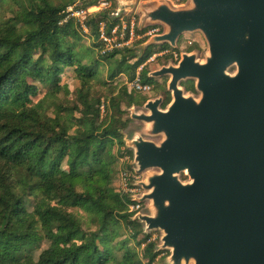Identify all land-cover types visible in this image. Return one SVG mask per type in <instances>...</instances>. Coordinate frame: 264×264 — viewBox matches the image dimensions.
<instances>
[{
  "label": "trees",
  "instance_id": "1",
  "mask_svg": "<svg viewBox=\"0 0 264 264\" xmlns=\"http://www.w3.org/2000/svg\"><path fill=\"white\" fill-rule=\"evenodd\" d=\"M72 5L0 0V264H156L162 252L127 212L131 201L117 190L113 152L123 148L122 131L131 122L126 109L146 99H136L128 86L106 95L95 88L124 71L133 80L140 66L169 47L149 46L138 58L131 48L101 56L109 61L122 54L109 65V82L101 81V62L79 51L81 30L72 19L64 22ZM111 12L86 21L97 49L100 25L110 30L119 22L109 21ZM128 56L136 60L126 67ZM146 73L143 66L144 83ZM69 76L77 87L67 83ZM185 87L193 89L191 82ZM164 96L162 108L170 102ZM73 211L85 218L78 221ZM123 229L143 245L141 254L119 239Z\"/></svg>",
  "mask_w": 264,
  "mask_h": 264
},
{
  "label": "water",
  "instance_id": "2",
  "mask_svg": "<svg viewBox=\"0 0 264 264\" xmlns=\"http://www.w3.org/2000/svg\"><path fill=\"white\" fill-rule=\"evenodd\" d=\"M140 20L139 30L164 27L140 56L152 45L176 49L180 36L195 32L207 51L203 60L181 52L176 64L148 74L169 78L164 108L162 96L146 100L144 111L131 108L144 136H161L123 138L142 177V193L130 201L147 202L148 212L131 220L146 235L161 233L156 250L170 251L168 264H264V0H189L181 8L163 0ZM188 81L198 97L181 88Z\"/></svg>",
  "mask_w": 264,
  "mask_h": 264
},
{
  "label": "rangeland",
  "instance_id": "3",
  "mask_svg": "<svg viewBox=\"0 0 264 264\" xmlns=\"http://www.w3.org/2000/svg\"><path fill=\"white\" fill-rule=\"evenodd\" d=\"M55 1H57V0H55ZM82 1L83 0H73V3L75 5H72V6H76L79 4L81 5ZM161 1H163V0H135L134 4L131 5L130 7L118 8L119 6H118L117 0H108V2L110 3L109 9H111V7H112L111 13H114V15L118 14V16H119V19H118L119 22L117 25H121L122 23L128 25V23L130 21H134V23H135V26H134L135 27V38H134L132 44H130L128 47H125V48H131L133 50V52L135 53L137 58L140 56V53H141V51L139 50V47L141 45H144L152 36L160 35L161 33L164 32V27L161 24H150V23H145L143 25V28H140L141 30H139L140 21H141L140 19L142 17V10L145 8H150V7L154 6L156 3L161 2ZM99 2H100V0L97 2V4ZM168 2L173 7H177V8L186 7L189 4V0H168ZM5 10H6L5 12L8 11L7 7L5 8ZM105 11H107V10H105ZM110 15L111 14H109V16ZM9 16H10L9 14L6 15V17H9ZM109 16H108V19H109ZM109 21H110V19H109ZM77 27L79 28L78 25H77ZM153 30H156V32L148 34L149 32H152ZM137 31L140 32V34H138ZM79 40H80L79 51L83 54L88 55L87 58H91L93 60L98 59V61L101 62V66H100L101 74H100L99 78L101 79V81L109 82V79H107V70L109 68V65L110 64H112V65L118 64L119 60L122 57V54L117 55L115 58L110 59L109 61H103L101 59V55L98 53V49L96 47H94V43H95L94 37H92L89 33L84 34L81 32ZM142 40L144 42L141 44H138ZM152 46L163 47L164 45H152ZM167 46L169 48H167V50H164V51H167L166 54H164L162 56H157V58L154 61H151V62L146 61L143 64L144 68L147 70V73H146L147 78H148V74L150 72L155 71L162 66L168 65L170 60H172L173 64H176V62L180 58L181 52L182 53L197 52L198 59L203 60L204 55L207 51L206 42H205L203 36L201 35V33H199V32L187 33V34H183L182 36H180L178 39V42H177V48L176 49H172L169 45H167ZM161 52H163V51H161ZM156 54H158V53H156ZM167 56H169V59H166ZM127 58L129 59L130 57L128 56ZM135 60L136 59H129L126 62V67L132 66L133 63L135 62ZM137 71H138V69L136 70L135 74L137 73ZM229 71L232 72V69H230ZM70 76L68 77L69 80H67V83H69V84L72 83L74 85V87H77L78 82L74 81L73 79L71 80ZM148 79H149V81L147 82V84H149L152 87V91L148 94L142 95V94L134 93L131 90L134 97L136 99L142 98V99H146V100H148L150 98H156L158 96H162L163 98H165L164 94L167 93V82H168L169 78L168 77H162V78H157V79H150V78H148ZM144 80L145 79H143L141 77V81L143 83H144ZM189 82H191V81L181 82L180 83L181 88L184 89L185 94H187V95L192 94L193 96L198 97V92H196L195 90L194 91H187V89H185L186 88L185 85ZM129 83H130V80L128 78V72L124 71L120 77H118L117 79H115L111 83H108L106 87H102L101 85H97V87L95 89L99 90V93H103L104 95H106V94H109L110 91L113 90V87H116V91L113 90L114 91L113 94H115L117 92V90L119 89V87L128 86ZM102 108L103 107H101V109ZM131 108L134 109V111H136V112L144 111L143 104L142 105H135V104L131 105L130 107H128L126 109V112H127L129 119H130ZM144 129H145L144 124H142L140 122H132L131 121L128 123L127 128L124 129V131H122L123 132V138L125 140H129L132 137H134L136 134L143 135L142 133L144 132ZM143 137L146 139H150V140L154 141L155 143H158L161 140V136L151 138V137H146L143 135ZM113 152L115 153V155L117 157V163H116L117 164V174L121 168L132 169V167H133V152L131 150L127 149L125 144H123V148H120V149L117 146H115ZM127 152H130L131 155L126 154ZM180 178L182 181H186V179H187L184 175H181ZM141 180H142V177H141ZM116 185H117V190H118L119 187H118L117 180H116ZM146 206H147V202L142 204V207L139 211H143L145 213H148V212H146L147 211ZM72 213H73V216L78 221H82V219L85 218L84 214L80 211H78V212L73 211ZM139 226H140L142 234L146 235L145 233H143V226L140 224H139ZM86 228L87 227L84 226V229H86ZM91 229L94 230V228H91ZM129 233H130L129 229H127V230L123 229L121 231V234H120L121 237L119 239L128 241V245L131 248H136L137 252L141 254L142 249H143V245H141L140 247H137L135 241H133L130 238ZM150 235H151V240L155 241L156 246L159 247L161 245V242H160L161 233L159 231H153L152 233H150ZM139 238H141V236H138V239ZM46 246H47V243L44 242L42 245V248H45ZM161 252H162V254L156 259L155 263L156 264H168V258L170 256V251L164 250Z\"/></svg>",
  "mask_w": 264,
  "mask_h": 264
},
{
  "label": "built area",
  "instance_id": "4",
  "mask_svg": "<svg viewBox=\"0 0 264 264\" xmlns=\"http://www.w3.org/2000/svg\"><path fill=\"white\" fill-rule=\"evenodd\" d=\"M110 8V3L108 0H100V2L92 7L83 9L77 8L76 6H70L66 8L65 11V19H72L79 26L80 30L84 34H88L89 30L86 26V21L88 17L94 13L99 11H105ZM135 23L134 21H130L128 25L122 23L121 25H115L110 30H108L104 24H101L98 31V41L100 43V47L98 48V53L101 56L108 55L114 51L122 50L125 47H128L132 44L135 38ZM156 32L153 30L150 33ZM167 51H163L158 54H154L151 56L147 62L154 61L157 56H162L166 54ZM143 68V65L138 68L137 73L133 80L128 84L129 88L138 94H148L152 91V87L143 83L140 78V72ZM141 180V176L137 175L132 169L129 168H121L117 174V182H118V192L122 196H127L130 200V197L141 194L142 189L137 186V183ZM142 207V204L133 203L127 205L128 213H136Z\"/></svg>",
  "mask_w": 264,
  "mask_h": 264
},
{
  "label": "flooded vegetation",
  "instance_id": "5",
  "mask_svg": "<svg viewBox=\"0 0 264 264\" xmlns=\"http://www.w3.org/2000/svg\"><path fill=\"white\" fill-rule=\"evenodd\" d=\"M192 83V82H191ZM192 86H193V83H192ZM189 91H194V89H192V90H189Z\"/></svg>",
  "mask_w": 264,
  "mask_h": 264
}]
</instances>
